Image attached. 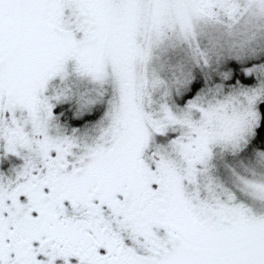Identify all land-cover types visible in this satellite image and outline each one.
Masks as SVG:
<instances>
[{"label": "snow or ice", "instance_id": "snow-or-ice-1", "mask_svg": "<svg viewBox=\"0 0 264 264\" xmlns=\"http://www.w3.org/2000/svg\"><path fill=\"white\" fill-rule=\"evenodd\" d=\"M0 264H264V0H0Z\"/></svg>", "mask_w": 264, "mask_h": 264}]
</instances>
